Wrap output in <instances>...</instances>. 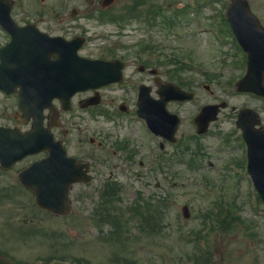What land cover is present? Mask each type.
I'll return each mask as SVG.
<instances>
[{
  "label": "rangeland",
  "instance_id": "1",
  "mask_svg": "<svg viewBox=\"0 0 264 264\" xmlns=\"http://www.w3.org/2000/svg\"><path fill=\"white\" fill-rule=\"evenodd\" d=\"M133 1L116 0L110 15L125 10L126 5L130 7ZM229 1L139 2L146 4L140 7L141 12L161 10L160 15L155 17L154 14L155 25L152 28L148 27L146 17L125 24L98 17L99 0L45 1L46 10L67 13L71 35L89 38L82 50L88 57L117 54L129 59L165 61L171 57L185 62L187 65L183 64V75L179 78L180 81L186 80L181 85L183 83L182 87H187L183 89L194 93V99L172 106L181 118L177 148L169 146L161 153L165 157L157 155V145L151 139L144 150L148 154L155 150L154 154H157L149 160L138 155L141 160L144 159L143 167L138 169L135 164L132 169H138L139 173L144 174L143 178L126 176V165L129 163L111 158V164L125 166L123 171L119 167L115 169L119 176L115 180L123 188L122 192L109 194L106 188L99 192L100 183L108 176V171L104 170L93 185L76 187L71 192L72 212L66 217L44 212L35 203H27L24 197L5 194L0 201V207L3 208L2 211L0 208V214L3 215L0 216L1 254L7 255L17 264H225L228 255L233 264L239 262V254L244 253V250L236 249L239 253L226 254L227 247L232 249L237 241H241L240 236L247 234L246 228L251 225L262 229L264 212L262 215L261 211L252 208L258 202L256 196L252 198V192L241 178L235 180L229 173L219 174V170L201 169L192 172L188 167H193L191 162L200 156L195 153L198 148L216 145L213 136L233 127L234 116L230 114V106H249L264 111V102L235 91V82L242 74L238 62L239 52L231 35L220 34L221 24H218L219 21L222 23L221 18ZM248 1L255 14L264 13V0ZM73 8L79 14L72 23L70 12ZM34 9L39 10L37 7ZM53 20L54 28L59 27L56 26L58 19ZM104 37L109 41H104ZM142 44H149L151 49L136 56L141 54ZM111 49L113 52H108ZM162 68L173 72L171 65L166 64ZM204 85H209L212 93L205 91ZM221 101L227 102L229 107L212 125L209 137L205 140L191 137L194 134L191 125L194 115L202 106ZM118 132L140 143L137 137L140 138L142 133L137 125L131 124ZM181 149L186 152L182 153V157L179 156V162H175L173 156ZM221 155L218 158L225 161L234 156L232 151ZM164 159V167H159L156 160ZM106 202L112 206L107 211L111 215L107 216L100 210ZM185 204L189 207V219H184L181 214V207ZM150 212L156 220L148 215ZM218 213V217H214ZM114 218L120 219L121 228L118 230L117 226H112ZM222 218L242 221L235 222L232 229L228 227L227 221L222 223ZM247 220L249 226L241 229ZM211 225L214 229L209 230ZM114 231L117 237L112 235Z\"/></svg>",
  "mask_w": 264,
  "mask_h": 264
},
{
  "label": "flooded vegetation",
  "instance_id": "2",
  "mask_svg": "<svg viewBox=\"0 0 264 264\" xmlns=\"http://www.w3.org/2000/svg\"><path fill=\"white\" fill-rule=\"evenodd\" d=\"M9 2L13 4V8L10 11L12 20L17 27L23 29L19 40L30 41L35 38V29L51 37L72 38L66 30V26H68L66 24L67 18L62 17V12L33 10L29 0L24 6L22 5V0H9ZM1 13L5 14L6 12L1 10ZM253 15L264 31V13H253ZM53 17L59 18V23L56 24L59 27L54 28ZM64 22L65 25H63ZM56 29L57 31H55ZM10 38L9 33L0 26V47H4L10 41ZM259 39L263 42L262 47L264 49V32L260 34ZM239 51L240 62L242 65H246L248 55L242 47L239 48ZM45 53L42 54V57H47V60L54 59L53 53L48 50ZM17 55L27 58L32 53L25 50L24 52H17ZM120 58L112 57V55L98 57L99 60L103 61L121 60L123 74L120 82L75 94L70 101L68 111L62 110L58 101L53 102L55 104V113L51 114V111L47 109L43 111L44 129H42L41 136L44 139H48L50 133L55 140L60 141L68 155L76 160V166H81V172L84 174L88 172L91 176L89 184L97 182L104 170L108 171V179L110 180L118 176L115 173V169L119 167L120 170H125L124 165L111 164V158L117 161L119 159V162L124 161L125 164L129 163V165H126V176L137 172L133 176L143 178L144 174L139 173L136 168L130 171L136 163L138 167H142L143 160L148 159L150 154L144 150V147L147 148L149 146L151 134L146 129L144 122L135 116L140 88L142 87L146 94L157 98V93L163 89L165 83L172 82L173 76L177 77L176 74L172 75L177 73V71L170 73L169 70L162 68V66L165 67L167 60L129 59L125 58V55H121ZM25 60L28 61L27 59ZM1 65L2 62L0 60V82H2L1 86L4 88V90L0 88V128H17L21 132H31L36 126L34 125L33 112L19 106V96L23 95V85L13 83L16 81V72L6 71L4 66L1 68ZM175 70H177L176 67ZM166 73L168 74L166 75ZM6 80L9 83H5ZM6 92H9V94ZM134 121L138 124H143L145 129L143 137H137L140 139V143L133 137L124 136L118 132L128 128ZM255 131V135L264 137V122L257 123ZM238 135L239 138L236 139L235 143L237 145V149H235L237 154L233 152L234 156L232 158L225 161L218 158L221 154H216L212 155V160L206 159L205 161L211 169H216L218 164H222L220 169H234L237 174L249 179L246 146L241 134L239 133ZM134 140L136 141L135 147H133ZM167 144L165 143V146ZM169 145L175 146L176 144ZM138 155L144 159L141 160ZM44 156V153L27 156L21 161L9 165L8 168L6 163L0 162V200L5 195L6 190L13 193H30L28 189L21 185L19 174L31 163L42 159ZM200 158L197 164L199 169L202 168L205 159L202 156ZM100 184L102 185V183ZM77 185L72 186L71 191ZM256 207L264 211V203L262 201L256 203ZM262 225V229L251 227L248 230L249 234L240 236L242 240L237 241L232 249L227 247L226 254L239 253L237 250H244V253L239 254V262H236V264H264V224ZM228 256L225 264H233Z\"/></svg>",
  "mask_w": 264,
  "mask_h": 264
},
{
  "label": "water",
  "instance_id": "3",
  "mask_svg": "<svg viewBox=\"0 0 264 264\" xmlns=\"http://www.w3.org/2000/svg\"><path fill=\"white\" fill-rule=\"evenodd\" d=\"M111 2L112 0H104L103 6ZM226 17L237 40L250 34V26L243 29L241 23L243 18L250 20L251 26H255L256 24V20L251 15L245 0H232L226 11ZM53 46L61 52L59 61L55 63V66L59 68L55 72V80L53 82L54 85L58 86L53 90L54 96L61 97V100H67L76 91L88 87H97L102 83L113 81L105 77L108 74L105 73L104 76L100 71L101 68L111 67L113 64L81 59L76 55L79 46H70L65 42L60 43L59 39H53ZM237 88L239 91L253 92L264 96V63L262 65L249 64L248 73L238 82ZM181 96L179 98L181 100L191 98V96L185 95L183 92ZM51 99L52 97L48 96L47 100L50 101ZM44 100H46V97L42 98V101ZM217 109V106L203 108L197 121L204 122L207 125L208 122L215 119ZM165 118L162 117L160 119L158 128H161ZM238 124L242 126L243 120L240 119ZM38 143L39 145L41 144L40 142ZM50 145L49 157L32 166V170L36 174L32 178L35 183L31 188L34 191L38 206L48 209L53 213L64 215L70 210L67 195L68 187L76 181V175L68 166L64 165V160L66 159L64 158L60 144L50 141ZM250 145H252V141H250ZM40 147H38L36 152L41 150ZM255 161V158L252 157V162ZM0 264L12 263L0 256Z\"/></svg>",
  "mask_w": 264,
  "mask_h": 264
}]
</instances>
